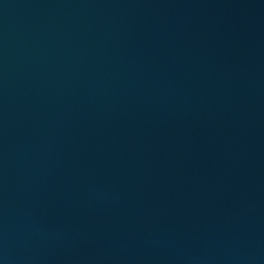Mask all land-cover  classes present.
<instances>
[{
  "label": "water",
  "instance_id": "95a60500",
  "mask_svg": "<svg viewBox=\"0 0 264 264\" xmlns=\"http://www.w3.org/2000/svg\"><path fill=\"white\" fill-rule=\"evenodd\" d=\"M0 264H264V0H0Z\"/></svg>",
  "mask_w": 264,
  "mask_h": 264
}]
</instances>
